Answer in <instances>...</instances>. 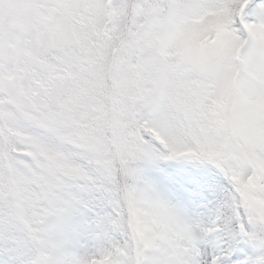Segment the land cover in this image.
Returning a JSON list of instances; mask_svg holds the SVG:
<instances>
[{
	"label": "rangeland",
	"instance_id": "1",
	"mask_svg": "<svg viewBox=\"0 0 264 264\" xmlns=\"http://www.w3.org/2000/svg\"><path fill=\"white\" fill-rule=\"evenodd\" d=\"M113 2L0 0V91L16 109L31 114L34 126L46 128L54 118L53 113L36 117L43 99L55 109L68 91L70 80L49 60L77 54L76 30L91 32L90 17L96 13L111 20ZM222 3L228 12H238L246 30L235 32L226 10L218 9ZM146 5L144 26L127 41L138 52L136 90L158 105L145 114L148 129L158 130L171 146L169 154L178 158L165 157L159 144L152 150L159 156L141 162V179L128 205L133 238L118 230V214L102 186L85 179L80 168L63 172L58 154L52 163L40 160L48 178L40 191L48 199L46 210L39 196L32 203L30 223L37 220L38 228L41 222L34 238L28 237V249L19 255L2 253L0 264H110L125 239L132 240L133 249L142 246L139 264H215L217 248L224 256L218 264H264V0H152ZM172 88L177 101L201 121L212 122L217 147L212 164L177 154L188 140L168 114V102L162 105V93L170 95ZM140 129L142 144L158 142L155 133ZM17 141L21 144L23 137ZM27 146L33 150L31 141ZM42 169L39 163L23 168L21 160L9 166L0 184V238L14 234L24 243L26 217L19 209L20 221L7 199L17 188L21 205L25 174L39 186Z\"/></svg>",
	"mask_w": 264,
	"mask_h": 264
},
{
	"label": "trees",
	"instance_id": "2",
	"mask_svg": "<svg viewBox=\"0 0 264 264\" xmlns=\"http://www.w3.org/2000/svg\"><path fill=\"white\" fill-rule=\"evenodd\" d=\"M147 1L152 0H115L110 10L111 20H108L106 13L103 17L96 13L90 17L91 32L76 30L79 47L77 54L49 60L57 74L70 81L68 91L61 96L57 108L52 109L43 99L36 110V117L40 116L42 120L45 114H54L48 127L34 126L31 114L16 109L13 100L0 91V184L6 181L9 166L18 160H21L23 168L27 166L32 170L38 163L43 168L40 171L39 186H36L37 180L25 174V183L20 187L24 199L23 212L29 220L33 217L31 211H35L32 204L35 196L41 198L40 207L43 209L46 206L45 199H48L40 191L45 180H48L46 168L40 160L52 163L54 159H59L56 156L60 154L63 172L80 168L85 179L90 178L91 183L102 186L107 202L118 214V230L121 233L129 232L127 226L130 218L123 209L126 210L127 196L134 186L142 150L151 151L160 144L171 152L169 142L161 133L148 129L145 114L149 112L143 113L156 110L158 105H153L148 98L144 99L142 93L137 92L138 52L127 44L128 38L144 26L149 13ZM218 6V9L226 10L223 14L236 33L246 30L238 12H228V6L224 3ZM126 61H130L131 65L125 66ZM116 70L119 76L115 78ZM158 96L154 99L155 103H159ZM161 98L164 99L162 105L168 102L171 107L170 110L167 105L168 114L188 140L185 150L177 154L212 162L210 155L217 149L214 146L216 131L210 125L212 122L201 121L194 112L177 101L173 88L170 89V95L164 91ZM140 127H144L146 132L155 133L158 142H153V145L142 144L139 140ZM18 137H23L21 144L17 141ZM30 141L34 145L31 151L27 146ZM27 150L29 153L21 154ZM22 155H25L24 158ZM1 162L8 169L2 167ZM25 192L27 195L24 197ZM13 196H8L6 206L18 215L17 198ZM9 227V232H12L14 226ZM253 237L257 239L256 235ZM14 238V234L10 238H0V249H17L19 254L22 253L27 245L26 240L23 239V246ZM127 242L111 257V264L130 263L135 248Z\"/></svg>",
	"mask_w": 264,
	"mask_h": 264
},
{
	"label": "bare ground",
	"instance_id": "3",
	"mask_svg": "<svg viewBox=\"0 0 264 264\" xmlns=\"http://www.w3.org/2000/svg\"><path fill=\"white\" fill-rule=\"evenodd\" d=\"M214 255H217L216 257L214 256L213 257V259H214V263L215 264H218L219 263V261L220 262H223V258H224V256H223V254H222V252H221V250L220 249H216V250H214V253H213ZM222 264V263H221Z\"/></svg>",
	"mask_w": 264,
	"mask_h": 264
}]
</instances>
